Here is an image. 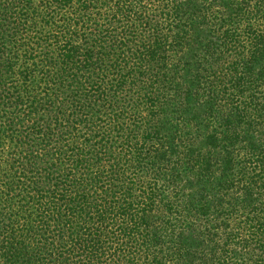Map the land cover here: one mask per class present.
<instances>
[{
	"label": "trees",
	"instance_id": "trees-1",
	"mask_svg": "<svg viewBox=\"0 0 264 264\" xmlns=\"http://www.w3.org/2000/svg\"><path fill=\"white\" fill-rule=\"evenodd\" d=\"M0 264H264V0H0Z\"/></svg>",
	"mask_w": 264,
	"mask_h": 264
}]
</instances>
